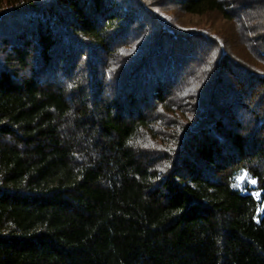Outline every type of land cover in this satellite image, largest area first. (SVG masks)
I'll use <instances>...</instances> for the list:
<instances>
[{
	"label": "trees",
	"instance_id": "trees-1",
	"mask_svg": "<svg viewBox=\"0 0 264 264\" xmlns=\"http://www.w3.org/2000/svg\"><path fill=\"white\" fill-rule=\"evenodd\" d=\"M0 264H264V0H0Z\"/></svg>",
	"mask_w": 264,
	"mask_h": 264
},
{
	"label": "rangeland",
	"instance_id": "rangeland-1",
	"mask_svg": "<svg viewBox=\"0 0 264 264\" xmlns=\"http://www.w3.org/2000/svg\"><path fill=\"white\" fill-rule=\"evenodd\" d=\"M164 13L168 16H174L177 22L188 28L194 26L199 27H212L222 38L227 40L228 44L233 47V50L237 52V55L241 59L251 58L248 49L242 44L241 37L235 31V25L228 21H225L221 15L217 13H209L203 17L191 16L183 12H177L175 9L169 10L164 8ZM193 26V27H192ZM241 38V39H240ZM254 59V58H253ZM251 61V59H249Z\"/></svg>",
	"mask_w": 264,
	"mask_h": 264
},
{
	"label": "snow or ice",
	"instance_id": "snow-or-ice-1",
	"mask_svg": "<svg viewBox=\"0 0 264 264\" xmlns=\"http://www.w3.org/2000/svg\"><path fill=\"white\" fill-rule=\"evenodd\" d=\"M251 182H252V183H256V181H255V180H252Z\"/></svg>",
	"mask_w": 264,
	"mask_h": 264
}]
</instances>
